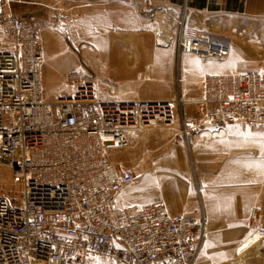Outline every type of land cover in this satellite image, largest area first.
<instances>
[{
  "label": "built area",
  "instance_id": "obj_1",
  "mask_svg": "<svg viewBox=\"0 0 264 264\" xmlns=\"http://www.w3.org/2000/svg\"><path fill=\"white\" fill-rule=\"evenodd\" d=\"M0 0V167L20 184L16 198L0 194V264H84L90 257L116 264H191L206 237L203 221L172 215L163 202L123 208L118 195L136 181L116 169L112 148L129 135L175 120L173 102L104 100L77 71L55 102L45 95V53L37 31ZM145 14L152 9L134 0ZM179 53L224 60L230 47L184 29ZM199 105L205 124L264 127V62L237 73H208ZM158 116V117H157ZM259 209L250 212L251 221ZM264 242L251 225L240 255Z\"/></svg>",
  "mask_w": 264,
  "mask_h": 264
},
{
  "label": "crops",
  "instance_id": "obj_2",
  "mask_svg": "<svg viewBox=\"0 0 264 264\" xmlns=\"http://www.w3.org/2000/svg\"><path fill=\"white\" fill-rule=\"evenodd\" d=\"M140 1L152 10L169 8L174 18L184 11L187 29L208 34L222 29L221 17L217 16L220 13L244 16L248 24L264 22V0ZM85 2L103 10L107 16L108 25L99 29L108 33L96 38L90 46L96 54L93 61L102 63V78H133L136 79L133 84L141 88L138 93L141 97L119 101H150L152 98L145 96L172 94L176 45L173 43L164 50L159 48L167 46L166 41L162 40L160 45L157 41L159 15H144L134 0ZM74 6L70 0H61L55 6L56 20L65 24L67 11ZM15 15L20 18L16 12ZM253 29L251 25L241 28L247 31L245 41L250 44L257 38L251 35ZM230 49V55L223 61H204L195 55L182 54L178 92L191 108L193 102L201 99V81L205 74L245 71L261 58V54L255 56L249 49L234 45ZM44 53L45 60L58 66L55 76L78 68L80 59L74 52L60 49L52 54L47 49ZM160 87L165 90L160 91ZM187 118L188 115L183 124H157L131 133L128 147L110 150L116 169L132 170L136 178L133 185L118 195V204L134 209L163 202L172 215H188L203 221L208 234L191 264H264V252L258 247L243 256L235 254L237 246L248 237L251 224L264 227V174L256 175L249 170L224 173V167L229 165L233 169L238 162L223 163L224 158L234 159L237 153L264 146V135L246 124L212 128L204 119L198 122ZM253 208L259 209L255 221L250 219Z\"/></svg>",
  "mask_w": 264,
  "mask_h": 264
},
{
  "label": "rangeland",
  "instance_id": "obj_3",
  "mask_svg": "<svg viewBox=\"0 0 264 264\" xmlns=\"http://www.w3.org/2000/svg\"><path fill=\"white\" fill-rule=\"evenodd\" d=\"M70 1L74 3L75 6L67 11L69 14L68 20L63 25L56 20L57 15L55 13V6L56 4L60 5L61 0H29L26 3H13L11 5V12L14 16H16V12L18 16H20V19L37 31L44 48V52L49 49L52 54H54L56 51L61 49L67 50L70 54L74 52L75 55H78L80 62L77 63L78 68H75L74 71L79 72L83 78L88 80L95 79L94 84L98 87L99 95L102 99L119 101L122 98H130L134 96L141 97V95L138 94L141 89L140 86L136 83L133 84L136 79L102 78V63L93 61V58H96V54L90 46L96 38H100L102 34L108 33V31L99 29L108 25V22L105 21L107 16L104 15V11L95 8L92 4H85L86 0ZM184 1L185 0H180V3H184ZM142 12L144 15H148L145 14L143 10ZM154 13L159 15L157 19V41L159 45L162 43V40L167 43L166 47H162L160 45L159 48L164 50L168 49L169 45L173 43L176 45L174 89L172 94L149 95L145 96V98H152L151 101L157 102H173L175 111V121L173 124L185 123L184 119L187 115L189 116L187 119L200 122L204 119L203 108L198 102H193V106L191 108V104L187 102L186 98L178 92L180 85V59L182 56V54L180 55L179 53L178 42L183 30L186 29L184 26L185 12L182 11L177 18H174L169 8L166 7L155 8L152 10V15H154ZM217 16L221 17L222 22L220 26L223 30H217L215 33L213 32V34L205 32L202 33L208 35L213 41H216L215 39L222 40L221 42H224L223 44L229 47L230 45H234L240 49H249V51L255 56H257V54H261L259 62L254 63L250 68L254 69L260 67V65L264 62V22L261 21L258 23L248 24L245 22L246 17L235 14L220 13ZM246 25L255 27V29L251 31V35L257 38L256 41L251 44L245 41L244 33L247 34V31L241 30V28ZM237 27L238 30H236ZM89 59L92 61H89ZM57 70L58 66L56 64L47 61V59L45 60L42 78L45 95L49 102H55L59 96L66 92L65 79L69 73L61 76H55V71ZM159 90L164 91L165 89L160 87ZM250 127H253L256 133L264 135V127ZM231 159L233 158H224V165L231 163V161H236V164L237 162L238 164L237 166L234 165L233 169L232 167H229V165L228 168L224 167V173H230L231 170L233 172L245 173L249 170V172H253L256 175L262 173L264 174V146L257 147L248 153H237L236 157L233 160ZM247 160L249 161L248 165L246 164ZM19 191L20 184L18 181H14L12 173L7 168L0 167V194H6L12 198H16ZM207 234L208 229L206 228V236ZM255 247L260 248L261 251L264 252V242H260L252 248ZM247 251L238 255L235 250V254L236 256H243ZM84 264L116 263L105 258L90 257Z\"/></svg>",
  "mask_w": 264,
  "mask_h": 264
},
{
  "label": "bare ground",
  "instance_id": "obj_4",
  "mask_svg": "<svg viewBox=\"0 0 264 264\" xmlns=\"http://www.w3.org/2000/svg\"><path fill=\"white\" fill-rule=\"evenodd\" d=\"M229 53H230V50L228 51V52H226V54H228L229 55ZM92 82H94L95 81V79H90ZM97 89H98V87H97ZM158 117V116H157ZM175 121V120H174Z\"/></svg>",
  "mask_w": 264,
  "mask_h": 264
},
{
  "label": "trees",
  "instance_id": "obj_5",
  "mask_svg": "<svg viewBox=\"0 0 264 264\" xmlns=\"http://www.w3.org/2000/svg\"><path fill=\"white\" fill-rule=\"evenodd\" d=\"M174 1H175V0H174ZM224 9L227 10V9H228V6H226Z\"/></svg>",
  "mask_w": 264,
  "mask_h": 264
}]
</instances>
